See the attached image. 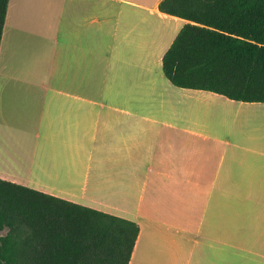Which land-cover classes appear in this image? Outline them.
<instances>
[{
	"label": "crops",
	"instance_id": "obj_1",
	"mask_svg": "<svg viewBox=\"0 0 264 264\" xmlns=\"http://www.w3.org/2000/svg\"><path fill=\"white\" fill-rule=\"evenodd\" d=\"M160 1L9 0L0 180L136 223L129 264H264V103L172 86Z\"/></svg>",
	"mask_w": 264,
	"mask_h": 264
},
{
	"label": "trees",
	"instance_id": "obj_2",
	"mask_svg": "<svg viewBox=\"0 0 264 264\" xmlns=\"http://www.w3.org/2000/svg\"><path fill=\"white\" fill-rule=\"evenodd\" d=\"M158 10L187 21L162 57L172 86L264 103V0H162ZM138 234L132 221L0 180V264H129Z\"/></svg>",
	"mask_w": 264,
	"mask_h": 264
},
{
	"label": "rangeland",
	"instance_id": "obj_3",
	"mask_svg": "<svg viewBox=\"0 0 264 264\" xmlns=\"http://www.w3.org/2000/svg\"><path fill=\"white\" fill-rule=\"evenodd\" d=\"M18 152H20V153H22V155H24L25 154V151H23V150H20V151H18ZM11 166V165H10ZM9 166V167H10ZM4 234V233H3Z\"/></svg>",
	"mask_w": 264,
	"mask_h": 264
}]
</instances>
